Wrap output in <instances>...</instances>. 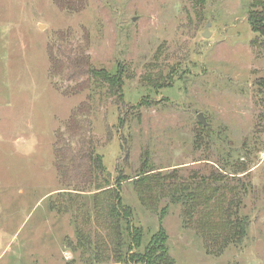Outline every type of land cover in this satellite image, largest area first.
<instances>
[{
    "label": "rangeland",
    "instance_id": "obj_1",
    "mask_svg": "<svg viewBox=\"0 0 264 264\" xmlns=\"http://www.w3.org/2000/svg\"><path fill=\"white\" fill-rule=\"evenodd\" d=\"M250 1L0 0V264H121L110 251L96 262L76 234L109 241L90 149L122 177L145 238L161 225L174 264H264V37ZM92 70L119 73L122 91ZM145 159L175 172L183 199L201 175L244 165L246 237L217 249L181 204L141 205Z\"/></svg>",
    "mask_w": 264,
    "mask_h": 264
},
{
    "label": "trees",
    "instance_id": "obj_2",
    "mask_svg": "<svg viewBox=\"0 0 264 264\" xmlns=\"http://www.w3.org/2000/svg\"><path fill=\"white\" fill-rule=\"evenodd\" d=\"M193 1L196 4L203 3V0ZM247 7V21L252 32L257 37H264V0H251ZM91 72L96 78L107 83L112 90L118 93L122 91L120 74H116V71L113 74L97 70ZM258 86L264 95V79L258 82ZM94 153V150L90 149L88 156L104 180L102 184L100 182L95 184V193L91 199L96 218L103 220L101 227L107 233L109 241L92 242L82 233H76L82 245L92 252L96 262L110 251L109 255H112L116 263L174 264L169 256L167 236L161 225L148 239L145 238L142 227L136 224L132 207L123 202L122 177H117L111 182L110 175L102 164L101 156ZM146 159L139 169L136 180L131 182L141 205L152 211L163 199H167L173 205L181 204L184 216L188 220L194 215L199 217L202 230H206L209 236L205 238L217 245V249L229 245L235 246L246 237L249 219L241 211L244 206L243 199L251 191L252 185L248 180L243 182L242 177L234 176L247 172L244 165L233 164L236 169L231 173L232 177L221 171H211L201 175L196 188L190 191L184 200L179 198L177 193L178 190L186 192L187 189H182L184 185L181 186L176 181L175 172L169 175L154 172L155 168H152ZM231 181H235L237 185L230 186ZM166 209L165 206L159 214L160 222Z\"/></svg>",
    "mask_w": 264,
    "mask_h": 264
},
{
    "label": "water",
    "instance_id": "obj_3",
    "mask_svg": "<svg viewBox=\"0 0 264 264\" xmlns=\"http://www.w3.org/2000/svg\"><path fill=\"white\" fill-rule=\"evenodd\" d=\"M203 36L204 37H207L208 36V34H207V27H206V33H204ZM196 119H197V121H199L200 123H202L203 126H207V122H206V120H204V118L202 117V114L201 113L197 115V118Z\"/></svg>",
    "mask_w": 264,
    "mask_h": 264
}]
</instances>
